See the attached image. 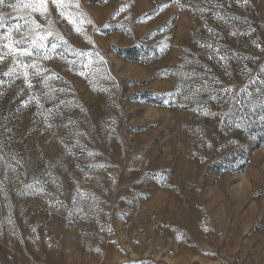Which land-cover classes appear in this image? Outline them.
Here are the masks:
<instances>
[{
    "label": "rangeland",
    "instance_id": "1",
    "mask_svg": "<svg viewBox=\"0 0 264 264\" xmlns=\"http://www.w3.org/2000/svg\"><path fill=\"white\" fill-rule=\"evenodd\" d=\"M0 18V264H264V0Z\"/></svg>",
    "mask_w": 264,
    "mask_h": 264
},
{
    "label": "snow or ice",
    "instance_id": "2",
    "mask_svg": "<svg viewBox=\"0 0 264 264\" xmlns=\"http://www.w3.org/2000/svg\"><path fill=\"white\" fill-rule=\"evenodd\" d=\"M43 2H44V0H41V3H42V4H43ZM54 2H56V0H54ZM4 3H5V0H0V5H3ZM57 6H59V4H58ZM11 7L15 10V9H17V8L19 7V5H18V4H12ZM24 7H32L33 10H36L35 5L25 4ZM46 10H47V9H46V7H45V8H44V11H46ZM89 23H91V21H89ZM3 26H4V25H3V22H2V18H0V27H3ZM36 28L39 29V28H40V25L37 24V25H36ZM17 30H19V25L17 26ZM77 31H79V29H77ZM37 35H39V34L37 33ZM46 35H47V36H51V35H52V32H51V31H48V32L46 33ZM39 39H40L41 41H43V40L45 39V37H44V36H40ZM22 42H24V41H23V38H22L21 41H17L16 43H22ZM31 43H32L33 45H36V44H37V40H36V39H33V40L31 41ZM43 46H44V45L41 43V44H40V47H43ZM2 59H4V55H0V60H2Z\"/></svg>",
    "mask_w": 264,
    "mask_h": 264
}]
</instances>
